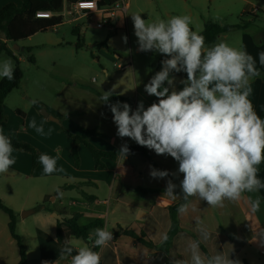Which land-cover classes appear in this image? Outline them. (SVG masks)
Instances as JSON below:
<instances>
[{
  "label": "crops",
  "instance_id": "0c3cea01",
  "mask_svg": "<svg viewBox=\"0 0 264 264\" xmlns=\"http://www.w3.org/2000/svg\"><path fill=\"white\" fill-rule=\"evenodd\" d=\"M242 1L245 4L241 13L250 14L252 3L248 0ZM9 2L17 7L22 5L20 0H0V9ZM122 2L127 8L126 2ZM254 8L258 10V7ZM62 17L64 19V16ZM114 20L116 23L115 18ZM247 22L244 28L236 29L241 31L238 48L245 49L256 59V66L261 73L252 83L254 91L250 97L259 115L264 109V66L259 64L258 58V53L264 51V24L259 27ZM222 34L225 35L226 32ZM222 34L219 36H223ZM3 42L7 41L3 39ZM107 49L106 41V46L101 47V50L106 53ZM115 66L119 68L117 64ZM101 71L104 79L94 88L61 81L60 88L48 89L45 96L33 97L21 91L20 99L28 103L25 109L15 107L14 114L5 101L8 95L18 88L13 89L3 101L5 120L0 124V129H3L4 134L28 143L39 154L58 157L56 167L63 168L62 172L56 171L46 175L40 163L32 167L31 155L28 152L14 148L12 155L15 164L7 173L0 174V200L15 214V232L24 249L25 264H42V261L67 264L59 259L63 245H59L55 240L58 220L53 217V213L63 220L79 212L77 223L81 226L95 220L101 221V225L90 229L89 232L105 225L113 234L119 228L129 229L137 234L143 233L145 238L156 246L162 242V234L170 229L169 206L179 199V183L183 178L182 174L172 175L178 173V162L170 156L157 155L146 147L149 159L137 152L130 153L125 160L118 155L123 144L131 146L136 143L127 137L117 136L112 113L97 94L110 92L111 95L127 98L128 100H113L110 104L127 102L135 110L138 103L136 78L133 79L135 100L132 102L128 91L130 82L117 80L114 87L108 88L105 83L113 79V74H109L104 67H101ZM176 74L180 79L186 78L183 72ZM33 102L41 105L47 116H43L40 109H35ZM16 110H21L24 116L18 115ZM49 117L57 119V122ZM32 120H35L37 125H43L45 134L41 135L28 126ZM49 129L51 134H48ZM86 130L95 132V135L87 139L88 142L99 150L115 151V160L103 158L101 161L104 167H95L87 148L78 143L76 151L79 163L75 166L71 155L72 139L65 131L81 135ZM152 168L167 170L170 175L164 179H153L150 176ZM258 177L264 181V167L258 172ZM168 179L177 185L176 200H172L163 192ZM136 188L159 191L140 195L135 192ZM256 195L261 197V205L259 211L253 212L248 197L255 198ZM50 196L51 204H44L49 201ZM189 202L187 213L180 214L177 211L175 214L177 232L166 252L147 248L123 234L113 235L106 247L93 248L100 253L101 264H172L174 259H190L188 244L190 241L201 239L197 231V218L203 221L201 227L210 233V238L200 244V250L206 256L211 257L222 252L230 259H238L241 264H264V246L256 240L261 230H264V189L259 193H244L239 201L225 200L223 207H210L198 197H191ZM30 209L32 213L21 216L23 211ZM7 224L8 216L0 210V264H17L19 247L10 235ZM69 240L75 247L85 244L92 246L89 241L81 238L71 237ZM75 254L74 248L73 255Z\"/></svg>",
  "mask_w": 264,
  "mask_h": 264
},
{
  "label": "clouds",
  "instance_id": "9594fccd",
  "mask_svg": "<svg viewBox=\"0 0 264 264\" xmlns=\"http://www.w3.org/2000/svg\"><path fill=\"white\" fill-rule=\"evenodd\" d=\"M131 19L138 51L157 52L165 58L161 69L144 85L145 93L156 97V101L145 107L141 100L135 110L127 102L108 105L117 136L127 137L178 162V173L172 175L183 176L179 187L185 202L177 208L180 214L187 213L190 197H198L215 208L223 207L225 200L239 201L244 193H259L264 189V181L258 177L259 166L264 163V118L258 115L250 99L254 91L252 83L261 75L256 59L245 49L226 42L206 48L205 37L193 31L189 15L146 20L136 13ZM122 39L127 43V36ZM258 58L264 66V51L258 53ZM181 72L186 78L180 80L183 87L177 89L176 77L171 74ZM0 78L14 79L11 58L0 62ZM110 97L111 93L105 92L101 100L108 103ZM28 126L45 134L43 125H37L35 120ZM13 151L11 138L0 129V174L7 173L15 164ZM129 154L130 148L125 143L118 155L125 160ZM37 159L46 175L63 171L56 167L58 157L41 153ZM169 175L167 170H150L153 179ZM176 188L168 179L164 193L176 200ZM248 200L253 212L260 210L259 195L249 196ZM202 224L197 218L201 239L188 244L190 259H174L172 264H241L222 252L211 257L201 252L200 244L210 238ZM87 239L91 247L87 244L75 247L66 240L59 259L67 264H101V255L93 248L106 247L113 233L105 225L91 230ZM167 239V233L162 234V242ZM257 239L264 246V230Z\"/></svg>",
  "mask_w": 264,
  "mask_h": 264
},
{
  "label": "rangeland",
  "instance_id": "374dc122",
  "mask_svg": "<svg viewBox=\"0 0 264 264\" xmlns=\"http://www.w3.org/2000/svg\"><path fill=\"white\" fill-rule=\"evenodd\" d=\"M123 1L126 2L127 8L125 12L120 9L116 11V23L112 29L108 26L96 28L94 20L84 16L76 19L75 14L65 12L60 25L37 32L16 42L7 41L5 43V47L18 60V66L22 71L18 89L16 88L17 90L10 93L5 101L12 114H14L15 107L25 109L27 106L28 102L20 99L21 91L33 97L45 96L48 89L60 88L61 81L94 88L104 79L101 67L106 68L109 74H113V79L105 83L106 87H114L117 80L125 83L130 82L128 91L131 101L134 102L133 79L135 77L137 102L142 100L147 107L156 101V97L145 93L144 85L161 69V61L164 56L153 51H138L137 38L134 35L131 19L133 14L139 13L146 20H155L157 17L167 20L174 15H189L192 18L191 27L193 31L197 32L203 29V23L207 20L219 25L244 24L247 21L251 25L253 23L259 27L264 24V0H248L253 5L250 10L254 6L258 7L254 13L255 16L252 12L250 14L248 12L241 13L242 6L245 4L242 0ZM119 6L121 7V2H119ZM114 29H116L115 33ZM222 35L219 36L216 43L226 42L232 47H239L241 31L234 28ZM124 36H127V43L122 39ZM106 41L108 51L104 53L106 48L102 51L101 47L103 46L100 44ZM77 42L82 44L79 49L75 48ZM14 45L18 49H14ZM26 48H29V53L26 52ZM28 56L33 58V63L28 61ZM14 57L8 56L5 52L0 53V61L11 58L14 64ZM118 63L123 68H116L115 64ZM171 75L176 77L175 87L182 88L183 85L180 83L182 79L176 73ZM51 199L52 196L44 204L50 205Z\"/></svg>",
  "mask_w": 264,
  "mask_h": 264
},
{
  "label": "trees",
  "instance_id": "16d2710c",
  "mask_svg": "<svg viewBox=\"0 0 264 264\" xmlns=\"http://www.w3.org/2000/svg\"><path fill=\"white\" fill-rule=\"evenodd\" d=\"M22 2L21 7H17L14 3L9 2L1 7L0 9V52H5L8 56H12V53L5 47V43L3 39L6 41L16 42L20 39H25L37 32L45 31L49 28L58 26L62 23L63 17L60 13L63 12L64 8L73 2L78 0H20ZM118 0H98L100 5H113ZM38 11H50L54 15L50 18H38L35 16L36 12ZM245 24H236V25H219L212 21H205L203 24V29L199 32L205 37V46L213 45L218 36L222 33L229 31L230 29H240L244 28ZM77 31V29H74ZM116 32V29L113 31ZM262 34H264V27H262ZM109 38V37H108ZM101 46H106L105 43H101ZM82 44L77 42L75 45L76 49L81 48ZM29 48H26V52L29 53ZM15 58V57H14ZM14 79L9 81L7 78L0 79V124L5 120V116L3 113V101L6 96L15 88L19 87V83L22 78V71L18 66V60L14 59ZM28 61L33 63V58L28 56ZM99 99L103 95L97 94ZM113 100H128L127 98L111 95L109 102L104 103L109 108V104ZM35 109H41L42 106L36 102L32 103ZM110 110V108H109ZM21 117L24 116V113L21 110L15 111ZM111 112V111H110ZM261 118H264V109H262L259 113ZM67 133V136L72 139V148H71V155L74 160L75 166H78L79 159L76 151V145L78 143L84 144V146L89 151L95 167L103 168L104 164L102 163L101 159L108 158L111 160H115L116 152L115 151H102L95 148L92 144L88 142V138L90 136L95 135L93 130H86L81 135H73ZM13 148L28 152L31 155V164L32 167H35L38 162L39 153L28 143L18 141L12 137ZM130 153H140L144 158L149 159V156L146 153V149L143 146H139L138 144L129 146ZM264 167V163L259 166V171ZM159 190L156 189H146V188H136L135 192L140 195H146L152 192H158ZM164 192V191H163ZM191 198V197H190ZM189 198V199H190ZM182 192L179 193V199L169 206V211L171 214V226L167 232L168 239L166 241L161 242L158 246H156L151 241L147 240L143 233H135L129 229H122L119 228L113 235L118 236L119 234H123L129 236L136 240L137 242L141 243L147 248H155L158 249L161 253L166 252L167 248L169 247L172 238L177 232V223L175 220V214L177 212V208L180 204L184 203ZM0 210L3 211L8 216V230L10 235L15 239L17 245L19 247V260L17 264H25V253L23 246L19 241V237L15 232V214L14 212L8 208L2 200H0ZM80 216L79 212L73 213L69 218H65L62 222L57 221L56 225V232H55V240L59 245H64L66 240H69L71 237L81 238L84 241H88V233L89 230L101 225L100 220H95L92 223L87 225H79L77 220Z\"/></svg>",
  "mask_w": 264,
  "mask_h": 264
},
{
  "label": "built area",
  "instance_id": "2783aa9c",
  "mask_svg": "<svg viewBox=\"0 0 264 264\" xmlns=\"http://www.w3.org/2000/svg\"><path fill=\"white\" fill-rule=\"evenodd\" d=\"M119 2H121V7L119 6ZM88 4H94V7H88ZM84 5V6H82ZM122 10L125 12L126 6L122 2V0H118L113 5H100L98 0H78L71 4H68L60 13L64 16V13H72L75 14L77 18L81 16L89 17L90 19L95 21L96 28H103L104 26H108L112 29L115 23V14L117 10ZM257 11L256 8H253L250 12L253 14ZM54 14L50 11H38L36 12L35 16L38 18H50ZM89 22V21H88ZM115 30V29H114ZM117 67L123 68L121 65L117 64Z\"/></svg>",
  "mask_w": 264,
  "mask_h": 264
},
{
  "label": "water",
  "instance_id": "95a60500",
  "mask_svg": "<svg viewBox=\"0 0 264 264\" xmlns=\"http://www.w3.org/2000/svg\"><path fill=\"white\" fill-rule=\"evenodd\" d=\"M14 49H17V46H16V45H14ZM39 111H40V113H41L43 116H47V112H46L45 109L42 108V109H40ZM49 119L52 120V121H54V122H57V119H55V118H53V117H49ZM30 213H32V210H31V209H30V210L23 211V212L21 213V216H25V215H28V214H30ZM52 215H53V217H55L59 222H62V219H61L57 214L53 213Z\"/></svg>",
  "mask_w": 264,
  "mask_h": 264
}]
</instances>
